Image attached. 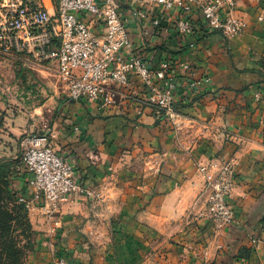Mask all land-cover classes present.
Masks as SVG:
<instances>
[{
	"label": "crops",
	"instance_id": "0c3cea01",
	"mask_svg": "<svg viewBox=\"0 0 264 264\" xmlns=\"http://www.w3.org/2000/svg\"><path fill=\"white\" fill-rule=\"evenodd\" d=\"M204 1L193 6L188 17L194 28L186 34L176 28L182 13L141 0L121 3L138 54L149 64H171L177 116L162 117L151 105L139 115L126 99L109 108L67 96L60 101L49 128L54 148L72 164L78 182L105 189L121 221L111 226L91 221L100 213L81 196L61 203L51 217L35 210L31 220L42 235L33 264H264V0H234L246 26L232 37L202 21ZM43 3L55 10L56 0ZM140 9L158 16L159 25L140 19ZM193 81L199 84L192 87ZM131 93L144 95L137 78ZM211 158L235 159L228 199L235 219L218 232L201 215L206 191L195 167ZM20 165L11 187L28 195V175ZM189 216L191 225L184 231L182 219ZM113 226L124 234L116 241V263L110 242L104 241L106 253L100 254L101 248L87 249L81 237L85 228L104 233ZM168 231L171 240H184L171 244V256H154L170 238H165Z\"/></svg>",
	"mask_w": 264,
	"mask_h": 264
},
{
	"label": "built area",
	"instance_id": "2783aa9c",
	"mask_svg": "<svg viewBox=\"0 0 264 264\" xmlns=\"http://www.w3.org/2000/svg\"><path fill=\"white\" fill-rule=\"evenodd\" d=\"M50 1V0H49ZM125 0H56L50 12L43 0H0V53L24 57L37 66L54 65L66 96L103 108L126 99L141 114L151 105L162 117L177 116L171 64L163 60L149 64L138 54L120 11ZM197 0H141L143 5H159L185 17L176 21L177 31L191 33L188 17ZM202 21L224 37L241 34L246 21L236 14L234 0H205L200 5ZM140 19L156 15L137 10ZM142 84L144 95H132V79ZM199 81L191 82L194 87ZM50 132L28 134L22 138L20 169L28 176V195L16 193L29 214L41 209L49 217L59 205L81 196L94 200L101 196L95 186L82 185L75 178L72 164L54 148ZM201 176L205 207L201 213L216 232L230 225L235 213L228 202L235 184V159L211 158L195 164ZM256 243V239L251 240Z\"/></svg>",
	"mask_w": 264,
	"mask_h": 264
},
{
	"label": "rangeland",
	"instance_id": "374dc122",
	"mask_svg": "<svg viewBox=\"0 0 264 264\" xmlns=\"http://www.w3.org/2000/svg\"><path fill=\"white\" fill-rule=\"evenodd\" d=\"M65 97L54 65L41 67L24 57L5 56L0 53V160L18 157L22 138L26 135L49 132L58 104L61 100H65ZM0 174L2 178L0 182H3V177L7 174L5 170ZM11 178L12 173L6 177L5 189L0 183V211L7 212L10 218L7 221L5 215L0 214V264H33L31 255L40 244L38 238L42 233L36 229L30 214L24 213L15 203ZM98 189L101 196L91 200L90 205L93 212L100 213V216L95 214L91 221H95L100 226L105 223H109V226L116 223L118 225L121 221L119 216H115L117 212L115 209L118 207L108 203L104 188ZM191 218L193 216L184 217L180 229L187 230L191 225ZM87 221L88 218L85 217L83 223L87 224ZM116 228L113 226L112 230L103 233L88 227L81 232V237L86 242L87 249L91 250L94 246H98L97 249L101 248L98 250L100 254L106 253L103 249L104 241L110 242L116 263L118 257L116 241H120L124 236ZM57 229L61 236L63 233L61 225ZM187 234L188 232L182 233V235ZM150 236L148 233L147 240ZM167 237L170 238L166 239L160 249L155 250L154 256H171V244H179L184 240L181 238L179 242L171 240V231L165 233V238ZM2 244L5 246L10 244L15 251L7 254L1 250Z\"/></svg>",
	"mask_w": 264,
	"mask_h": 264
},
{
	"label": "trees",
	"instance_id": "16d2710c",
	"mask_svg": "<svg viewBox=\"0 0 264 264\" xmlns=\"http://www.w3.org/2000/svg\"><path fill=\"white\" fill-rule=\"evenodd\" d=\"M19 162H20V158H19V156H18V157H15V158H13V159H10V160H9V159H3V160H0V173H3L4 170H5V172H6V174H7V175H4V177H3V182H0V183L2 184V186L4 187V189L6 188L5 186L7 185V183L5 182V181H6V177H7V176L9 177V175H11V173H13V171H14V169H15V165H16V164H19ZM0 177H1V174H0ZM0 179H2V178H0ZM8 186H9V184H8ZM1 191H3V190H1ZM14 201H15V203H16L17 205L20 206V209H21L24 213L28 214V211L26 210V208L24 207V205H23L22 203H19V202L17 201V198H16V194H15V193H14ZM5 213H6V214H5ZM0 214H1V215H5V219H6L7 221L10 220L9 216L7 215V212H1V211H0ZM1 250H2V251H5L7 254L12 253V252L15 251L14 248H13V246H11L10 244H9L8 246H5V244H2V248H1ZM246 251H247V250H243L242 252H244L243 254H245V255L247 256L248 254H246ZM15 261H16V260H15Z\"/></svg>",
	"mask_w": 264,
	"mask_h": 264
}]
</instances>
